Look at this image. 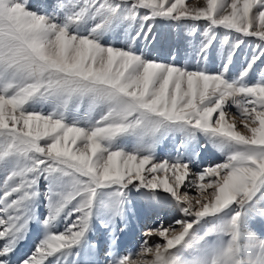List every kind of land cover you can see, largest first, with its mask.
<instances>
[{
    "label": "snow or ice",
    "instance_id": "obj_1",
    "mask_svg": "<svg viewBox=\"0 0 264 264\" xmlns=\"http://www.w3.org/2000/svg\"><path fill=\"white\" fill-rule=\"evenodd\" d=\"M0 176V264H264V0H0Z\"/></svg>",
    "mask_w": 264,
    "mask_h": 264
},
{
    "label": "rangeland",
    "instance_id": "obj_2",
    "mask_svg": "<svg viewBox=\"0 0 264 264\" xmlns=\"http://www.w3.org/2000/svg\"><path fill=\"white\" fill-rule=\"evenodd\" d=\"M40 0H31V3L33 4V6H35V4L39 3ZM43 2L47 3V5L49 6V10H51L52 6L56 3V0H43ZM206 4V0H186V5L189 7H198V6H204ZM190 27V24L188 23H183V24H158V44H157V49L163 53V54H167L169 49L175 50L178 52V59H180V61L182 62L183 59V53L186 49V45L188 43V40L191 39V37H189L187 35L188 32V28ZM204 27L203 23H201L199 25V28L202 30ZM201 38L200 32H198L195 36V42H199ZM213 52L215 53V48L213 50ZM217 61H218V57H216ZM240 64V57H237V63L234 66L235 68H238ZM229 115L230 116H235L237 119H239L237 113H236V109L235 108H230L229 110ZM239 127V130L244 131V129L242 127ZM158 154L161 157H164L167 155V153L170 151V142L169 141H165L163 142L159 148L157 149ZM208 159H215L214 157H208ZM0 179H2V176H0ZM41 192L44 191V185L41 184L40 187ZM135 195V194H134ZM133 207L136 209V211L138 213H140L141 215H143L144 213V207L143 205L139 202L134 200L133 203ZM40 213L44 212V208L41 207L39 209ZM161 215L165 218V220L170 219L173 215H175V210L173 209H165L164 212L161 213ZM151 222V219H149V223ZM252 227L254 228V230L261 234L264 235V222L260 221V220H255L253 222ZM39 236V231L36 228L35 225L32 226V232L30 233L28 240L21 244L20 249L22 251H28L32 248V246L34 245V243L36 242V240L38 239ZM91 239L93 240H97L99 239V233H94L91 237ZM140 238H141V234L139 231L136 232V234L134 236L131 237H122V243L127 244L129 246H133V247H138L139 243H140ZM156 242V239L153 238V240L151 241V243L154 245V243ZM149 259L151 258L150 256L148 257Z\"/></svg>",
    "mask_w": 264,
    "mask_h": 264
}]
</instances>
